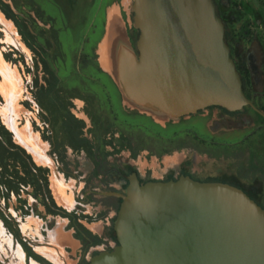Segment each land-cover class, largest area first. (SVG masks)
<instances>
[{"label": "rangeland", "instance_id": "374dc122", "mask_svg": "<svg viewBox=\"0 0 264 264\" xmlns=\"http://www.w3.org/2000/svg\"><path fill=\"white\" fill-rule=\"evenodd\" d=\"M211 1L242 91L264 113V0ZM131 4L0 0V264L58 263L40 248L55 222L78 242L60 249L63 264L113 248L131 173L225 182L264 208L261 115L211 106L161 117L122 94L116 61L135 54Z\"/></svg>", "mask_w": 264, "mask_h": 264}, {"label": "water", "instance_id": "95a60500", "mask_svg": "<svg viewBox=\"0 0 264 264\" xmlns=\"http://www.w3.org/2000/svg\"><path fill=\"white\" fill-rule=\"evenodd\" d=\"M135 54L121 52L122 94L170 116L249 107L211 0H132ZM116 245L86 264H264V208L225 182L139 183L127 176Z\"/></svg>", "mask_w": 264, "mask_h": 264}, {"label": "crops", "instance_id": "0c3cea01", "mask_svg": "<svg viewBox=\"0 0 264 264\" xmlns=\"http://www.w3.org/2000/svg\"><path fill=\"white\" fill-rule=\"evenodd\" d=\"M106 20H107V18H106ZM108 27H111V25ZM108 27H107V29H108ZM111 30H112V28L109 30V33L112 32ZM67 147H68L67 145L66 146L64 145V149H67ZM82 151H83L82 149H75L73 152L79 153V156H80V154L85 152V151H83V152ZM66 156H67V151L63 150L61 157L66 158ZM85 156L88 159L90 158L87 154H85ZM91 162H93V161L91 160ZM101 222H102V220H97L94 223L93 222L90 223L89 225H94L95 226L94 228H100ZM103 222H104L103 224L105 226V221H103ZM97 224H99V226H97ZM45 237H46V242H45L46 246H42L40 248H42V251H41L42 253L45 252V253H48V254L54 256L58 262V263H55L53 260L49 259L47 256L45 257V255H44V258L46 260H48L51 264H63V261H61L60 257L58 258V255L60 254L59 253L60 249H62V251L64 253H67L65 251L66 248L69 247L70 251H71L74 247H76L78 245V242L74 238L72 231L68 228L63 227L62 224L56 223V222L48 229V233H46ZM63 260H66V259L63 258Z\"/></svg>", "mask_w": 264, "mask_h": 264}, {"label": "bare ground", "instance_id": "6f19581e", "mask_svg": "<svg viewBox=\"0 0 264 264\" xmlns=\"http://www.w3.org/2000/svg\"><path fill=\"white\" fill-rule=\"evenodd\" d=\"M106 58V57H105ZM1 60V59H0ZM105 62L107 63V59H105ZM2 63V62H1ZM254 65V64H253ZM6 74V69H5V66H4V64H0V74L1 75H3V74ZM9 73V72H8ZM10 74V73H9ZM4 76V75H3ZM6 76V75H5ZM6 78V77H5ZM156 114V113H155ZM161 115H164V113H161L159 116H161ZM157 116V115H156ZM162 117V116H161ZM33 150V149H32ZM37 151V150H36ZM40 155V154H39ZM1 229V232H2V228H0ZM18 254H19V252H18ZM21 255V254H20Z\"/></svg>", "mask_w": 264, "mask_h": 264}, {"label": "flooded vegetation", "instance_id": "af4514ba", "mask_svg": "<svg viewBox=\"0 0 264 264\" xmlns=\"http://www.w3.org/2000/svg\"><path fill=\"white\" fill-rule=\"evenodd\" d=\"M224 33H225V35H226V31H225ZM225 40H226V42L228 41L227 38H226ZM230 53H231V52H229V55H230ZM261 56H262V54H261ZM261 56H260V57H261ZM229 57H230V56H229ZM246 57H247L248 62H250V61H251V54H248V56H246ZM262 57H263V56H262ZM258 110H259V109H258ZM259 111H260V110H259ZM260 112H261V111H260ZM263 114H264V113H263Z\"/></svg>", "mask_w": 264, "mask_h": 264}, {"label": "trees", "instance_id": "16d2710c", "mask_svg": "<svg viewBox=\"0 0 264 264\" xmlns=\"http://www.w3.org/2000/svg\"><path fill=\"white\" fill-rule=\"evenodd\" d=\"M263 70H264V61H263ZM264 111V110H263ZM39 261H41V260H39ZM42 262V261H41ZM43 264H47V263H45V262H43Z\"/></svg>", "mask_w": 264, "mask_h": 264}]
</instances>
